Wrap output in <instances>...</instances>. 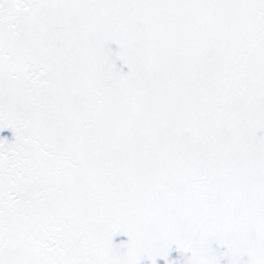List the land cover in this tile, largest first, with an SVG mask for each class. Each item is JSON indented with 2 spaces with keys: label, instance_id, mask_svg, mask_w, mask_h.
<instances>
[{
  "label": "snow or ice",
  "instance_id": "6c2138e0",
  "mask_svg": "<svg viewBox=\"0 0 264 264\" xmlns=\"http://www.w3.org/2000/svg\"><path fill=\"white\" fill-rule=\"evenodd\" d=\"M5 129L0 264H264V0H0Z\"/></svg>",
  "mask_w": 264,
  "mask_h": 264
},
{
  "label": "water",
  "instance_id": "95a60500",
  "mask_svg": "<svg viewBox=\"0 0 264 264\" xmlns=\"http://www.w3.org/2000/svg\"><path fill=\"white\" fill-rule=\"evenodd\" d=\"M109 47L113 50V52H115L117 46L115 44H110ZM116 63H117V66L119 67L120 66V62L117 61ZM122 71L126 72L127 71V67L124 66L122 68ZM0 136H6L10 141L13 139L12 132H11V130H8V129H5L3 132H0ZM126 239L127 238L124 237V236H117V237H114V242H119L121 240H126ZM178 256H179V253L175 250V246H173V251L170 253V258L175 259ZM142 264H150V262L147 261V260H144V261H142ZM157 264H163V260L158 259L157 260ZM222 264H224L223 261H222Z\"/></svg>",
  "mask_w": 264,
  "mask_h": 264
}]
</instances>
